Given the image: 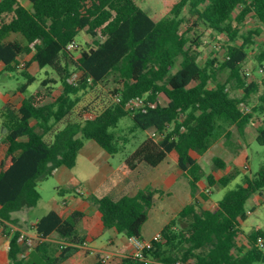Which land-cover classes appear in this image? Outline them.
<instances>
[{
  "label": "trees",
  "instance_id": "1",
  "mask_svg": "<svg viewBox=\"0 0 264 264\" xmlns=\"http://www.w3.org/2000/svg\"><path fill=\"white\" fill-rule=\"evenodd\" d=\"M26 1L0 0V63L4 71L19 70L26 76L27 83L17 89L23 94L37 79L27 70L32 62L56 78L43 79L20 104L7 103L0 111L6 128V151L0 162L2 230L12 229L11 224L22 226L16 213L38 204L39 180L49 178L62 165L74 167L85 141H96L110 154L125 150L126 138L114 129L130 115L134 121L131 131L151 129L162 135L144 138L119 164L121 174H131L142 163L156 167L174 152L194 198L163 227L161 239L153 242L145 257L156 264L264 262L263 247L257 244V238L264 237L262 228L257 226L248 234V247L237 248L241 224L248 216L246 203L264 191V166L254 176L245 174L241 184L227 191L214 208H208L196 196L199 181L205 177L209 188L225 186L240 171L216 179L193 155L204 154L221 136L230 139L232 125L244 133L255 115L263 119L256 141L264 145V93L259 94L261 84L250 79L246 68L254 35L260 32L241 33L248 20L264 24V0H173L167 3L169 14L160 19L136 0ZM201 27L214 36L224 34L223 60L211 56L200 63ZM81 30L93 45L86 42L88 47L76 53L75 38ZM72 43L74 48L69 47ZM26 54H32L31 61L19 68V57ZM256 59L263 69L264 47ZM74 74L78 79L70 83ZM58 79L63 90L49 99L47 86ZM110 81L116 86L109 105L77 110L82 93ZM233 90L243 94L234 95ZM161 93L168 98L166 104L159 101ZM253 94L258 95V102L247 110ZM136 97L144 98V105L128 108L127 103ZM213 162L219 168L226 166L218 156ZM159 193V188L146 186L134 195L91 196L89 200L97 205L106 229L142 238ZM202 195L207 199V194ZM79 217V212L66 219L55 210L44 214L33 227L40 240L31 249L19 240L21 230L12 229L9 264H59L66 260L79 247L61 249L59 244L54 248L50 236L78 242ZM181 221L185 225L181 226ZM121 264L155 263L131 254L123 257Z\"/></svg>",
  "mask_w": 264,
  "mask_h": 264
},
{
  "label": "crops",
  "instance_id": "2",
  "mask_svg": "<svg viewBox=\"0 0 264 264\" xmlns=\"http://www.w3.org/2000/svg\"><path fill=\"white\" fill-rule=\"evenodd\" d=\"M21 2L24 4L27 3L26 0H21ZM27 55H30L31 59L32 54ZM22 57L23 56L19 57V61ZM32 63L36 64L35 62ZM3 72L4 64L0 63V74ZM57 84L56 89L58 94L63 90V86L60 83ZM47 87H49V85ZM27 91L28 89L23 94L20 91L15 90L13 92L3 94L2 97L5 104L13 103L18 105L27 94ZM238 92L239 93L236 94L237 96H241L243 94L241 91ZM162 96H165V94L161 93L159 95V101L162 104H166L168 102V98L165 96L166 102H163L161 101ZM5 132L6 128L4 127L3 121L0 117V162L6 151V145L3 142ZM212 147L209 150L212 151ZM134 150L135 149H133V151ZM115 154L108 153L96 141L87 140L85 141L82 149L79 151L77 163L74 167L69 168L62 165L53 172L52 176L55 184L58 186L57 191L62 196V200L61 202L55 200L53 207L49 211H57L63 219L68 218L74 212H79L80 217L77 223L78 242H86L85 246L79 247V249L74 251L66 260L61 261L59 264H121L123 257L131 255L134 252V246L129 237L118 232L115 228L106 229L104 227L101 220V213L97 205L89 200L91 196L102 197L105 195L112 196L123 193L134 195L139 189L145 188L146 186L159 188L161 193L155 196L154 204L149 210L148 219L143 226L142 238L144 239H152L156 234L160 233L163 227L175 218L184 206L193 201L194 198L190 185L189 191L184 188L183 197L180 195V189L183 185H177V183L180 179H186L189 184V180L184 171L178 166L177 156L174 152L169 153L167 157L156 167H151L142 163L127 176L121 174L118 169L119 164L124 159L115 167L112 166L111 160ZM204 154L198 155L193 153L199 164L200 159ZM170 156L172 157L171 162L169 161ZM81 159H83V163L86 161L91 163L92 167H89L87 170H81ZM216 179H218V177H216ZM205 181L207 183L205 177L199 181L198 191L196 194L200 204L202 205L203 199H205L202 194H206L208 191L211 192L208 186H204ZM208 198L209 196H207V199ZM182 202H184L183 207L178 209L179 204ZM217 203L218 201L215 205ZM26 210L27 209L16 213L22 226H16L14 224L11 225L17 229L19 228L20 230H25L33 234V227L40 217L37 218L36 221L28 223L25 215H23ZM168 213L170 215L169 219L164 220L162 215ZM150 218L156 221V223L163 221V225L155 232L153 231L154 229L150 230L148 228ZM1 233L0 229V264H9V240H5ZM120 234L125 236H120ZM50 240L53 242L52 244H54V248H56L60 242L63 241L57 234L50 236ZM54 254L59 255V252L56 251Z\"/></svg>",
  "mask_w": 264,
  "mask_h": 264
},
{
  "label": "rangeland",
  "instance_id": "3",
  "mask_svg": "<svg viewBox=\"0 0 264 264\" xmlns=\"http://www.w3.org/2000/svg\"><path fill=\"white\" fill-rule=\"evenodd\" d=\"M173 0H136V2L145 9L151 16L156 19H160L169 14L168 2H172ZM187 13L188 10L186 9ZM202 27L199 28V32L202 31ZM258 30L260 33L258 35H254L255 44L252 45L249 50L248 62L246 65L247 72H249L250 79L257 80L260 82V92L259 94L264 93V67L263 69L259 67L256 59L257 53L264 47V24L248 20L244 23L243 29L241 33H246L247 30ZM204 30V29H203ZM204 38L203 43L200 46L201 55L199 57L200 63H204L207 58L211 56H216L219 60H223L225 51L222 47L225 43V36L222 35H212V32L209 29L204 30ZM86 42H89L90 45H93L92 39L86 34L85 31H79L78 35L75 38V44L78 45V50L76 53H79L82 48H87ZM30 55H23L20 60V67L23 68L27 62H30ZM179 63V61H178ZM177 63V67H178ZM176 67V68H177ZM28 72L31 75L37 77L36 81L31 84L28 88L27 94L29 95L32 91L40 86V82L45 78H56L53 74L50 73L48 69H41L36 64L31 63L28 67ZM262 70V71H261ZM26 76L19 70L12 71L7 73L4 71L0 74V110L4 107L5 101L2 97L3 94L13 92L21 87L23 84L27 83ZM57 83H61L58 79ZM57 83L49 82V87H47V92L50 96L49 99L53 98L57 94L56 85ZM114 85L112 81L105 83L103 85L95 86L94 88H90L82 93V100L78 105V109L81 108H95L109 105L112 102V91L114 90ZM238 91H232V94H238ZM163 102H166V97L162 96L161 98ZM258 102V95L253 94L250 99V104L247 110H250L253 105ZM134 121L130 115L123 117L117 127L114 129L115 133L120 137H125L126 141L124 142L126 148L125 150L119 151L114 155L111 160L112 166H116L120 161L125 159L127 155H129L133 149L137 147V145L147 136H150L152 130L143 131L141 129H137L135 131H131V126H133ZM263 124V119L258 116H254V122L247 126L244 133H241L235 125L230 127L232 131V136L230 139H226L225 136H221L219 140L213 145V149L208 150L200 159V164L204 168V170L208 172H212L215 177H221L228 173H233L235 171H240L227 185H215L210 188L211 192H207L206 194L209 196L208 199H203V205L206 207L214 208V205L217 201H219L224 194L236 188L239 184L242 183V179L244 175L254 176L258 170L264 166V145L259 144L256 141L257 127ZM49 137V136H48ZM121 143L123 139H121ZM218 156L222 158L226 166L224 168L217 167L213 159ZM172 157H169V161L171 162ZM83 159L80 162V169L87 170L89 167H92V164L89 162L83 163ZM177 185H183L180 189V195L183 197L184 188L189 191V184L186 179H180ZM204 186H208V183H204ZM57 185L53 179V176L39 180L38 189L41 193V199L38 204L33 207L27 209L23 215H25L28 223H32L36 221L37 218L43 216L48 213V211L53 207L55 200L61 202L62 196L57 191ZM183 203L179 204L178 209L183 207ZM247 209V219L242 223V231L240 233V237L237 241L238 247H248V234L255 228L260 227L264 232V191L262 194L253 195L249 198L246 203ZM163 219H169L170 215L164 214L162 215ZM163 225V221H159L156 223L153 219L150 218L148 222V228L154 229L153 231H157ZM180 225H185V221H181ZM1 235L5 240H9L14 230L11 228H7L2 230V226L0 225ZM120 236H125L120 234ZM236 248V249H237ZM264 251V247L262 248ZM256 264H264V262H259Z\"/></svg>",
  "mask_w": 264,
  "mask_h": 264
},
{
  "label": "built area",
  "instance_id": "4",
  "mask_svg": "<svg viewBox=\"0 0 264 264\" xmlns=\"http://www.w3.org/2000/svg\"><path fill=\"white\" fill-rule=\"evenodd\" d=\"M70 48H74L75 44L72 43L69 45ZM21 65V64H20ZM78 79V74H74L73 76H71L68 81L70 83H75ZM144 105V98L141 97H136L132 100H130L127 103V107L130 109L133 108H137V107H141ZM161 133L157 132L156 130H152V133L150 134V136L152 138L158 139L161 137ZM12 229H17L14 226H12ZM130 241L132 242L133 246H134V252L133 255L134 257L141 259V260H146L150 263H157L154 259L152 258H146L145 257V251L149 250L153 247V242L154 241H158L161 239V235L160 233L156 234L152 239H144V238H139V237H129ZM20 241L22 242H26L27 245L29 246V249L33 248L37 241L40 240L39 235L37 234L36 231H34V233H29L25 230H21V234H20ZM61 244V249L67 246H75V247H83L86 245V242H70V241H62L60 242ZM257 244L260 247H264V237L259 236L257 238ZM175 264H193L192 260H187V261H177Z\"/></svg>",
  "mask_w": 264,
  "mask_h": 264
}]
</instances>
